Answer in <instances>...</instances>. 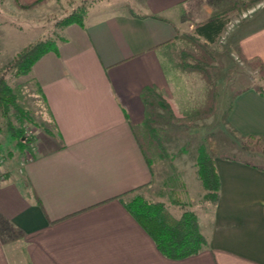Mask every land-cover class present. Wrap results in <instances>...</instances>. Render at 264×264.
Returning a JSON list of instances; mask_svg holds the SVG:
<instances>
[{
  "label": "crops",
  "instance_id": "obj_1",
  "mask_svg": "<svg viewBox=\"0 0 264 264\" xmlns=\"http://www.w3.org/2000/svg\"><path fill=\"white\" fill-rule=\"evenodd\" d=\"M220 3L139 0L128 11L96 8L82 26L66 27L56 54L34 64L51 125L35 136L30 160L0 164V264H264V171L256 167L264 164L224 158L212 143L220 188L211 205L201 201L195 163H175L170 190L185 208L199 204L194 214L206 241L184 259L164 257L123 204L140 187L164 191L135 130L147 115L144 90L172 101L164 63L173 48L165 44L206 23ZM240 34L241 54L264 64V15ZM223 127L241 143H264V97L253 89L235 96Z\"/></svg>",
  "mask_w": 264,
  "mask_h": 264
},
{
  "label": "rangeland",
  "instance_id": "obj_2",
  "mask_svg": "<svg viewBox=\"0 0 264 264\" xmlns=\"http://www.w3.org/2000/svg\"><path fill=\"white\" fill-rule=\"evenodd\" d=\"M33 1L23 0L24 3ZM138 1L48 0L34 9L23 10L19 9L13 0H0V76H4L6 84L15 96L18 108H10L5 118L0 113L2 162H17L20 165L23 161L21 156L26 152L18 149L16 138L8 129L9 125L15 130L21 129L28 137L33 138L51 125L46 119L42 96L31 72L17 75L14 69L9 68L16 55L39 41H52L56 45L63 41L68 26L63 27L61 22L70 14L77 13L84 20L85 15L93 9L103 7L106 12L113 9L128 11L130 8L134 9ZM249 1L222 0L220 8L215 11L224 13L227 23L216 41L207 44L215 59L211 70L214 108L209 117L193 119L196 114L193 110L204 104V85L200 74L185 73L173 68L177 61L174 48L166 55L167 73L173 80L172 101L169 102L175 114L180 118L185 116L186 119L178 120L159 105L157 97H150L154 113L151 128L159 135L164 145L163 154L160 157L156 156L152 165L154 172L159 174L164 183V191L152 194L150 189L142 188L125 196V202L140 195L148 201L163 203L174 218L180 217L184 211L199 212V204L195 203L185 208L186 204L176 195V191L170 190L177 186L178 176L175 174L174 165L186 162L195 163L196 166L200 147L206 148L209 152L212 143L223 155L264 164V156L253 147L255 144L263 146L262 141L248 142L250 148L248 151L256 154L246 153L247 150L241 148L242 143L223 127L225 114L236 91L254 86L260 87L264 93V80L258 75L257 69H251L241 59L237 45L242 29L257 24V18L264 15V0ZM185 32L187 31L181 33ZM161 96L165 98L162 94ZM18 117H21V121H18ZM199 186L203 192L201 184ZM176 201L180 204H175ZM201 201H205L204 197Z\"/></svg>",
  "mask_w": 264,
  "mask_h": 264
},
{
  "label": "trees",
  "instance_id": "obj_3",
  "mask_svg": "<svg viewBox=\"0 0 264 264\" xmlns=\"http://www.w3.org/2000/svg\"><path fill=\"white\" fill-rule=\"evenodd\" d=\"M48 0H34L31 3H24L23 0H13L14 4L23 10L34 9L38 5L46 3ZM256 0H250L254 2ZM224 13L215 12L210 19L194 28L193 33L177 32L174 40L165 45L174 48L177 61L173 68L185 73L196 72L200 74L201 81L204 85V104L197 106L193 113H196L193 119L207 118L213 113V80L211 78V70L213 69L214 56L208 50L207 44L214 43L222 33L226 25ZM61 25L63 27L70 25H83V18L77 13L70 14L65 17ZM53 52L57 53V45L52 41H39L33 45L24 48L16 55L9 68L14 69L17 75L28 74L34 64L45 54ZM240 57L251 69H257L258 75L264 80V64L259 58L246 60L240 53ZM164 63V70L167 73V67ZM253 89L264 97V93L260 87H245L236 91L233 99L238 94ZM157 97V101L162 108H165L178 120L179 115L175 114L171 103L163 98L154 90L146 89L142 92L141 97L146 105V119L144 124L136 128V137L140 151L148 167L156 156H161L164 151V145L159 135L151 128L154 113L152 112V104L150 97ZM10 108L18 109L16 106L15 96L9 86L6 84L4 76H0V113L5 118ZM21 112V111H20ZM192 113V112H191ZM192 113V114H193ZM21 116V114H20ZM21 121V117L17 118ZM11 135L16 138V144L21 152L25 150L31 151L35 138L28 137L21 129L15 130L9 125ZM258 141V140H257ZM264 156V145L255 144L253 146ZM243 150H248L249 143L243 142L241 145ZM0 152V160H2ZM224 158L235 160L233 157L224 156ZM264 171V167L256 166ZM197 175L205 190L204 200L215 205L218 201V192L220 188V180L214 165V159L206 148L200 147L196 160ZM143 187L134 191L141 190ZM133 191V192H134ZM180 204L179 201L174 202ZM124 207L140 227L153 240L158 251L166 258L172 260H180L197 254L206 244L205 238L201 235L198 228L197 218L193 212L184 211L180 217L174 218L170 215L165 205L161 202H151L140 195L134 196L129 202H124Z\"/></svg>",
  "mask_w": 264,
  "mask_h": 264
},
{
  "label": "built area",
  "instance_id": "obj_4",
  "mask_svg": "<svg viewBox=\"0 0 264 264\" xmlns=\"http://www.w3.org/2000/svg\"><path fill=\"white\" fill-rule=\"evenodd\" d=\"M31 159V152H26L25 154H24V156H23V158H22V163H24L25 161H28V160H30ZM1 162H2V160H0V164H1Z\"/></svg>",
  "mask_w": 264,
  "mask_h": 264
}]
</instances>
